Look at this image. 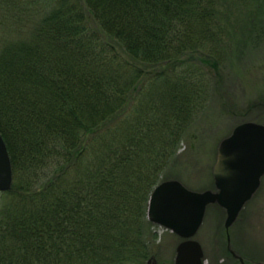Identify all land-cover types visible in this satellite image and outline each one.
Listing matches in <instances>:
<instances>
[{"label":"trees","instance_id":"obj_1","mask_svg":"<svg viewBox=\"0 0 264 264\" xmlns=\"http://www.w3.org/2000/svg\"><path fill=\"white\" fill-rule=\"evenodd\" d=\"M224 1L0 0V264L153 260L149 201L207 98L195 61L223 54Z\"/></svg>","mask_w":264,"mask_h":264},{"label":"rangeland","instance_id":"obj_2","mask_svg":"<svg viewBox=\"0 0 264 264\" xmlns=\"http://www.w3.org/2000/svg\"><path fill=\"white\" fill-rule=\"evenodd\" d=\"M224 2L223 54L217 62L196 57L195 65L209 72L207 98L161 180H178L196 192L215 190L213 170L220 143L241 124H264V0ZM226 218L219 205L207 208L194 237L204 250V264H264V177L230 230ZM145 231L144 242L153 248V260L146 262L174 264L181 238L149 220Z\"/></svg>","mask_w":264,"mask_h":264},{"label":"water","instance_id":"obj_3","mask_svg":"<svg viewBox=\"0 0 264 264\" xmlns=\"http://www.w3.org/2000/svg\"><path fill=\"white\" fill-rule=\"evenodd\" d=\"M213 177L215 190L196 192L169 180L157 185L151 195L148 220L182 239L174 264H204V250L194 237L210 205L226 210L229 230L259 190L264 177V124H241L220 143ZM13 183L11 157L0 132V192L10 191Z\"/></svg>","mask_w":264,"mask_h":264},{"label":"flooded vegetation","instance_id":"obj_4","mask_svg":"<svg viewBox=\"0 0 264 264\" xmlns=\"http://www.w3.org/2000/svg\"><path fill=\"white\" fill-rule=\"evenodd\" d=\"M225 212H226V210H225ZM226 222V221H225ZM235 224V223H234ZM230 230V229H229Z\"/></svg>","mask_w":264,"mask_h":264}]
</instances>
